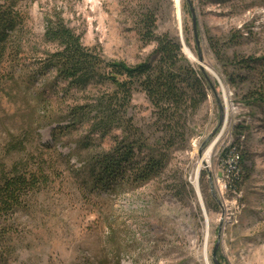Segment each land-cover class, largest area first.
Wrapping results in <instances>:
<instances>
[{"label": "rangeland", "instance_id": "1", "mask_svg": "<svg viewBox=\"0 0 264 264\" xmlns=\"http://www.w3.org/2000/svg\"><path fill=\"white\" fill-rule=\"evenodd\" d=\"M20 4L33 38L43 35L47 14L60 12L85 46L129 65L146 59L155 47L139 31L142 20L152 16L155 34L167 32L181 41V32L195 59L201 53L211 89L193 120L189 147L172 153L163 177L140 187L124 185L117 193H86L76 171L82 162L68 155L87 131L78 127L54 144L52 130L57 125L47 124L43 117L46 100L56 112L63 109V84L54 83L48 73L51 87L45 92L43 78L28 84L1 69L0 167L10 169L21 160L32 168L43 163L51 169L49 183L13 216L7 264H216V245L219 264H264L263 113L243 102L239 94L247 83L231 84L210 43L214 38L225 45L233 35L239 39L222 49L223 56L261 53L264 0H190L198 44L187 0H181L180 24L173 0ZM34 60L30 55L26 63ZM132 99L135 122L148 124L152 108L144 92L136 90ZM96 143L108 149L111 135ZM236 143L244 156L240 191L229 186L230 148ZM208 150L209 158L204 159Z\"/></svg>", "mask_w": 264, "mask_h": 264}, {"label": "trees", "instance_id": "2", "mask_svg": "<svg viewBox=\"0 0 264 264\" xmlns=\"http://www.w3.org/2000/svg\"><path fill=\"white\" fill-rule=\"evenodd\" d=\"M27 21L20 0H0V70L8 69L13 80L17 75L28 84L43 78L45 92L51 87L48 73L54 83L63 84V109L56 112L52 102L46 100L43 117L47 124L57 125L52 130L54 144L78 127L87 131L76 144V151L68 155V159L73 156L82 162L76 171L83 177L84 191L117 193L124 185L140 187L163 177L172 153L189 147L193 120L211 89L206 74L182 51L179 38L167 32L155 34V19L146 16L139 31L155 47L146 59L129 65L104 57L96 47L85 46L81 35L67 25L60 12L44 17L40 39L33 38ZM238 39L230 35L225 45L214 38L210 43L222 59L231 84L247 83L239 96L251 110H262L264 123V50L223 56L222 49ZM30 55L35 60L27 64ZM138 89L152 108L148 124L136 123L131 114L132 96ZM108 135L111 146L99 147L96 142ZM237 143L230 148L237 156L235 168L230 170L233 191H240L245 173L244 156ZM81 151H85V159ZM35 166L20 160L10 169L0 167L1 264H7L10 256L14 214L26 208L34 194L49 183L51 169L48 171L43 163Z\"/></svg>", "mask_w": 264, "mask_h": 264}, {"label": "water", "instance_id": "3", "mask_svg": "<svg viewBox=\"0 0 264 264\" xmlns=\"http://www.w3.org/2000/svg\"><path fill=\"white\" fill-rule=\"evenodd\" d=\"M188 4H189V7H190V10H191V14H192V22H193V31H194V37L196 38V42L198 44V37L196 36V29H197V22H196V19H195V15H194V11H193V8L191 7V4H190V0H187ZM180 37H181V43H182V51L192 60L194 61L195 63H197L198 67H200V70L202 72H205V67L203 66L202 64V55L201 53L199 52V56L197 57V60H194L193 57L188 54L187 52L184 51L185 47H186V43L184 41V38L182 37L181 33H180ZM219 81V80H218ZM220 82V81H219ZM221 84V82H220ZM216 251H217V245L215 246V250L213 252V262H215L216 264H219L218 262H216V258H215V255H216Z\"/></svg>", "mask_w": 264, "mask_h": 264}, {"label": "bare ground", "instance_id": "4", "mask_svg": "<svg viewBox=\"0 0 264 264\" xmlns=\"http://www.w3.org/2000/svg\"><path fill=\"white\" fill-rule=\"evenodd\" d=\"M174 2V8H175V15H176V20H177V23H181L180 20H181V17H182V7H181V0H173ZM181 33V32H180ZM185 52H187L188 54H190L194 60H197L195 59L194 55L192 54V52L189 51V49L187 48V46L185 47L184 49ZM224 91H225V88H224ZM211 150V149H210ZM210 150H208L205 154H204V159H208L209 158V154H210ZM231 153H235L234 151H231ZM229 156V155H228ZM236 156V154H235ZM237 158V156H236ZM207 262V261H206ZM208 263V262H207Z\"/></svg>", "mask_w": 264, "mask_h": 264}, {"label": "built area", "instance_id": "5", "mask_svg": "<svg viewBox=\"0 0 264 264\" xmlns=\"http://www.w3.org/2000/svg\"><path fill=\"white\" fill-rule=\"evenodd\" d=\"M230 156H232L231 160L228 162L231 168H235L237 158L235 156V153H231Z\"/></svg>", "mask_w": 264, "mask_h": 264}]
</instances>
